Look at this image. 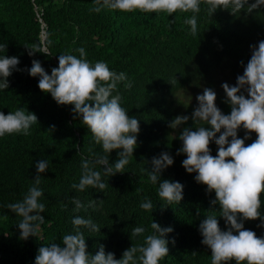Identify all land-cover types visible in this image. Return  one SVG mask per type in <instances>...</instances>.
Listing matches in <instances>:
<instances>
[{
  "label": "trees",
  "instance_id": "obj_1",
  "mask_svg": "<svg viewBox=\"0 0 264 264\" xmlns=\"http://www.w3.org/2000/svg\"><path fill=\"white\" fill-rule=\"evenodd\" d=\"M0 264H264V0H0Z\"/></svg>",
  "mask_w": 264,
  "mask_h": 264
},
{
  "label": "rangeland",
  "instance_id": "obj_2",
  "mask_svg": "<svg viewBox=\"0 0 264 264\" xmlns=\"http://www.w3.org/2000/svg\"><path fill=\"white\" fill-rule=\"evenodd\" d=\"M198 96H195V97L194 96H191V97H187V98L186 97H182L181 99L182 100H185L184 102H186L187 104H190L191 103V104L195 105V104H197L196 101H197Z\"/></svg>",
  "mask_w": 264,
  "mask_h": 264
},
{
  "label": "water",
  "instance_id": "obj_3",
  "mask_svg": "<svg viewBox=\"0 0 264 264\" xmlns=\"http://www.w3.org/2000/svg\"><path fill=\"white\" fill-rule=\"evenodd\" d=\"M46 38V34L44 35V39ZM223 176V174L221 175V176H219L218 178H221ZM223 178H224V176H223ZM243 187H245L244 185H243Z\"/></svg>",
  "mask_w": 264,
  "mask_h": 264
}]
</instances>
